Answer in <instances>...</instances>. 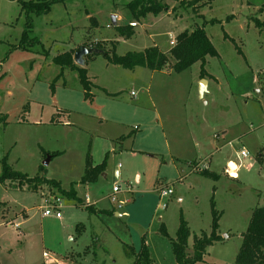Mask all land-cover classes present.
I'll return each mask as SVG.
<instances>
[{
  "label": "rangeland",
  "instance_id": "1",
  "mask_svg": "<svg viewBox=\"0 0 264 264\" xmlns=\"http://www.w3.org/2000/svg\"><path fill=\"white\" fill-rule=\"evenodd\" d=\"M18 1L29 0H0V162L6 157L12 170L56 181L64 191L73 184L83 200L79 180L86 154L100 158L90 151L95 135L129 133L130 138L110 145L115 151L109 152L103 174L87 186L99 200L97 207L107 210L102 220L114 234L61 194V218L43 217L41 194L53 187L6 181L0 184V264H132L125 246L137 250L142 237L152 264H177L170 239L179 214L188 224L190 251L193 236L210 231L212 196L221 240L196 264H235L251 213L264 206V31L253 23L257 18L264 25V11H259L264 0H213L210 6L166 0L167 11L138 20L126 7L133 0H66L52 5L48 14L30 15L32 30L24 44L27 16ZM129 21L138 27L125 38L116 28ZM204 22L218 56L207 59L206 70L215 80L207 78L203 97L197 63L179 74L172 60L161 71L127 70L96 54L86 56L84 66L95 79L92 104L69 69L51 93L60 70L52 58L59 54L84 43L112 48L117 56L150 47L166 53L175 36ZM119 120L128 123L112 130V121ZM228 160L239 166L238 177L225 174ZM206 169L219 180L202 176ZM114 170L119 171L116 178ZM114 185L124 202L117 211L109 200ZM162 187L173 194L161 199ZM79 223L92 227L79 236ZM161 224L168 238L159 232Z\"/></svg>",
  "mask_w": 264,
  "mask_h": 264
},
{
  "label": "trees",
  "instance_id": "2",
  "mask_svg": "<svg viewBox=\"0 0 264 264\" xmlns=\"http://www.w3.org/2000/svg\"><path fill=\"white\" fill-rule=\"evenodd\" d=\"M13 1V0H11ZM66 0H29V1H18L20 10L27 16L26 26L22 33L25 40L20 42L24 44L28 37V34L32 30V21L30 15L40 16L43 14H48L51 10V6L57 3H64ZM166 0H133L126 5L127 9L131 12L133 18L139 19L145 17L147 14L152 13L158 15L163 11H167L168 7L165 4ZM201 3L199 6H210L213 0H194L191 2L182 1L181 4L186 6L196 5ZM196 9V8H195ZM259 11H264V4L259 9ZM230 17H227V20ZM91 20V19H90ZM215 21H210L214 23ZM136 23V22H135ZM253 23L255 27L259 30L264 31V25L257 19L253 18ZM204 22L202 27H197L192 31H183L175 37V44L169 49L167 53H162L157 47L146 48L141 52H128L122 56H117L114 53V49L106 50L99 43L87 44L85 46L95 47L104 52V58L108 63L116 66H120L123 69L133 70L135 68H145L150 71H161L167 65V63L172 60V70L179 74L192 65L199 64V78L201 80L206 79L207 74L205 72V63L207 57H217L218 54L208 39L204 31ZM117 31L125 38H129L132 33V28L130 26H119L116 28ZM226 37V36H224ZM33 41L38 42L37 39ZM32 43V42H31ZM73 51L65 52L59 54L52 58V62L60 68L59 74L50 83L51 93L54 91V86L57 80L62 77V71L64 69H69L77 74L78 82L81 86L83 92V98L87 101L92 100V95L90 93L92 84L87 76V71L85 67H79L73 62ZM59 155V153H52L50 158ZM107 156V155H106ZM0 169V184L6 181H16L20 186L33 184L36 187L39 184H46L54 189H56L62 196L76 200L78 204L81 201L76 197L73 184L69 191H64L60 188L58 182L53 180H47L39 177L38 175L34 177H28L24 174L12 170L11 166L7 163V158L4 157L1 162ZM106 167V157L103 161L93 166L92 159L89 151L85 158V168L83 175L79 180V184L86 185L97 181L99 176L104 172ZM202 176L209 177L213 181L219 179V175L207 172L206 170L201 172ZM85 209L89 213H93L92 208L86 206ZM100 213L108 214L105 211ZM210 214H211V224L210 231L208 234L200 233L192 238L191 250H188V239L190 236L189 228L187 222L179 214V223L177 230L175 232V238L170 239L171 251L174 256V260L177 264H196L203 260L206 253V249L212 246L215 242L221 240V236L218 234L220 213L215 209V202L213 196L210 199ZM80 224L75 226V231L79 234ZM159 232L162 236L168 238L166 228L163 224L160 225ZM126 249L129 248V254L133 258L132 264H152L151 255L147 244L145 243L144 237H142L139 248L133 250L132 247L125 246ZM235 264H264V206L256 207L250 216L248 226L245 232L242 234L241 244L237 251L235 257Z\"/></svg>",
  "mask_w": 264,
  "mask_h": 264
},
{
  "label": "crops",
  "instance_id": "3",
  "mask_svg": "<svg viewBox=\"0 0 264 264\" xmlns=\"http://www.w3.org/2000/svg\"><path fill=\"white\" fill-rule=\"evenodd\" d=\"M130 23H132L131 21H129L128 22V24H127V26H129V24ZM94 24H98L97 22H95ZM138 27V25L136 26V27H134V28H132V30L133 29H136ZM185 31V30H184ZM176 37V36H175ZM175 39V38H174ZM173 41V40H172ZM172 47V45L170 44V48ZM169 48V49H170ZM169 49L166 51V53L169 51ZM163 53V52H162ZM209 57H207L206 58V63H205V72H206V74H207V77H206V79H205V82H206V84H205V90H204V92H203V94H202V96H200L199 95V97H203V96H205V93H207L208 92V88H209V80L207 79V78H212V79H214V77L213 76H211L208 72H207V70H206V64H207V59H208ZM85 59V65L84 66H86V57L84 58ZM110 64V63H109ZM198 64V63H197ZM199 65V64H198ZM120 67V66H119ZM60 69V68H59ZM87 70V69H86ZM61 70H59V72H60ZM64 71L65 70H63L62 71V77H61V79H63V74H64ZM59 74V73H58ZM87 76H88V78H89V80H90V82H91V84H94L95 83V79H93L91 76H89L88 74H87ZM61 79H59V80H57V82H59ZM200 80L201 79H199V73H198V78H197V84L199 85V82H200ZM215 80V79H214ZM57 82L55 83V86L57 85ZM60 85L62 86V87H65V82H61L60 83ZM55 86H54V91H53V93H52V95L54 94V92H55ZM101 89L102 90H104L106 93H107V95H112V98H115L114 96H113V92L111 93V92H107V90L105 89V87H101ZM199 89V88H198ZM255 92L256 93H259V89L258 88H256L255 89ZM92 95V94H91ZM93 96V95H92ZM91 102V104L93 103L92 102V100L90 101ZM102 120V119H101ZM113 123H112V125H111V129L112 130H116V129H121L123 126H124V124L125 123H128V122H123V121H121V120H119V121H112ZM263 126H264V115H263ZM135 127V126H134ZM134 129H137V128H134ZM253 131H254V128H253ZM109 132V131H108ZM129 134V133H128ZM127 133L126 134H122L123 135V137H122V135H121V137L120 136H114V135H112L110 132H109V134H107V132H101L100 134H96L95 136H96V139L93 141V145H91V148H90V151H91V154L92 155H94L93 153H96V155H98V153H99V157L100 158H98L97 160H95L94 158L92 159V164H93V166H95V165H98V164H100L102 161H103V159L106 157V160H107V158H108V154H109V152H114L115 151V148L114 147H111L110 148V145L111 144H113V143H117V144H119L120 142L119 141H122V143H124L126 140L124 139V138H130V134L128 135ZM222 134H225L224 132H222ZM127 136V137H126ZM117 139V140H116ZM263 144V143H262ZM260 145H261V143H260ZM109 149V150H108ZM263 148L261 147V149L259 148V151L260 150H262ZM107 155V156H106ZM101 157H102V159H101ZM92 158V157H91ZM51 159V158H50ZM176 159V158H175ZM229 162H231V163H233V164H235L233 161H231V160H228L227 161V163H226V165L227 164H229ZM236 165V164H235ZM225 169V168H224ZM207 170V169H206ZM207 172H210V173H214V174H216L214 171H211V170H207ZM103 174V173H102ZM101 174V175H102ZM113 175H114V177L116 178V177H118L119 176V171H117V170H114V172H113ZM104 177H105V175H103ZM239 175H238V173L236 174V177H238ZM235 177V178H236ZM99 178H100V176H99ZM98 178V179H99ZM98 179H97V181H98ZM138 175H136L135 176V181H137L138 182ZM219 180V179H218ZM217 180V181H218ZM96 181V182H97ZM95 183V182H94ZM94 183H91V184H94ZM81 185V184H80ZM89 184H86V185H81L82 186V189H83V191H84V194H85V197H84V199L82 200L81 198H79L78 197V199L81 201V203H80V205L82 206V208L84 207H86V206H89L90 208H92V210H93V213H90L91 215H92V219L93 220H95L94 222H95V224L97 225V226H99L98 224H100V226H101V224L102 225H104V228L105 229H107L108 230V232L109 233H112V234H114L115 232H114V230H112V225H110V226H108V225H106V223H105V221H103L102 220V217H103V213H100V211L102 212V211H105V212H107V210L106 209H99L98 207H97V204H98V202H99V200H97V199H94L93 198V196H92V194L90 193L91 191H92V189L91 188H87V186H88ZM77 186V185H76ZM115 186V185H114ZM61 188V187H60ZM75 191V194H76V197H77V191L76 190H74ZM120 193V188H119V191H118V193H116V194H113V193H111L110 195H109V198L112 196V195H114L116 198H117V195ZM110 200V199H109ZM177 200L178 201H181V198L180 197H178L177 198ZM119 201H122V200H119ZM123 202V201H122ZM113 204V206L114 207H112V209H116V211L117 210H119L118 208H117V206H116V204H114V203H112ZM123 207V206H122ZM121 207V208H122ZM120 208V209H121ZM116 211H114L113 212V215L115 216V217H117V218H120V213L118 214V212H116ZM81 226H82V228L80 229V232H79V236L81 235V233L83 232V233H86V230H87V228H91L92 226L90 225V226H87V227H85V225L84 224H82V223H79ZM78 225V224H77ZM116 226V225H115ZM96 233H98V231H96ZM115 238H117V236L115 235L114 236ZM124 244V243H123ZM124 245H128V244H124ZM129 246V245H128ZM134 249H135V247H134ZM58 264H65V262H59L58 261Z\"/></svg>",
  "mask_w": 264,
  "mask_h": 264
},
{
  "label": "built area",
  "instance_id": "4",
  "mask_svg": "<svg viewBox=\"0 0 264 264\" xmlns=\"http://www.w3.org/2000/svg\"><path fill=\"white\" fill-rule=\"evenodd\" d=\"M129 26L131 28H134L137 26V23L132 22L129 24ZM170 44L173 46L174 42L171 41ZM262 83L264 84V78L262 79ZM263 89H264V85H263ZM244 152L240 153V156H242L243 158H245L247 156L243 154ZM228 164L226 165L224 172L226 175H228L229 177H233L230 174V170L228 169ZM237 166V165H236ZM236 174L239 171V166L236 167ZM236 176V175H235ZM235 178V177H233ZM119 191V186L115 185L112 187V193L116 194ZM59 192L57 190H49L46 191L44 193L41 194V205H40V209H41V214L43 217H55L57 219L61 218V213H60V209L62 207V198L59 196ZM173 194V190L170 187H162L159 189V197L161 199L163 198H167L169 196H171ZM110 202L116 204L117 208L120 209L124 202L119 201L114 195H112L110 198Z\"/></svg>",
  "mask_w": 264,
  "mask_h": 264
},
{
  "label": "water",
  "instance_id": "5",
  "mask_svg": "<svg viewBox=\"0 0 264 264\" xmlns=\"http://www.w3.org/2000/svg\"><path fill=\"white\" fill-rule=\"evenodd\" d=\"M115 21V19H114ZM91 54H96V55H102L105 56L104 52L100 49H96L95 47H89V46H85L82 45L80 47H78L77 49H75L74 53H73V62L79 66V67H84L85 65V57ZM205 80H200L199 82V95L202 96L204 90H205ZM50 161V157H48L46 159V161H44V165H47Z\"/></svg>",
  "mask_w": 264,
  "mask_h": 264
},
{
  "label": "clouds",
  "instance_id": "6",
  "mask_svg": "<svg viewBox=\"0 0 264 264\" xmlns=\"http://www.w3.org/2000/svg\"><path fill=\"white\" fill-rule=\"evenodd\" d=\"M244 155H246V152H244L243 153ZM228 169L230 170V174L233 176V177H235V175H236V165L235 164H233V163H231V162H229V164H228Z\"/></svg>",
  "mask_w": 264,
  "mask_h": 264
}]
</instances>
